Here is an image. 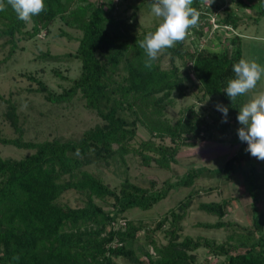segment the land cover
Returning <instances> with one entry per match:
<instances>
[{"label": "trees", "instance_id": "obj_1", "mask_svg": "<svg viewBox=\"0 0 264 264\" xmlns=\"http://www.w3.org/2000/svg\"><path fill=\"white\" fill-rule=\"evenodd\" d=\"M84 1L75 5L74 0H44L45 11L32 17V30L26 33L33 37L48 29L58 17L82 31L75 53L82 63L79 77L61 93L42 82L40 89L53 102L81 93L87 107L98 114L102 123L85 130L79 138L29 141L23 137L16 105L10 104L7 115L18 136L5 137L0 128V142L33 152L19 159L0 156V264H117L116 259L121 257L133 263L211 264L209 260L197 259L194 251L200 247H206L216 258L224 257L213 264H264V212L259 208L260 184L255 163L250 168L251 201L247 204L252 226L242 227L243 232L234 231L222 243L213 238L181 235V221L191 205L192 193L178 202L177 211L171 210L170 220L165 215L158 221V228L168 220L170 223L166 230L168 240L163 244L156 243L146 223L136 224L124 215L133 207H152L173 187L192 185L209 168L192 167L179 180L167 181L160 189L140 186L129 177L114 188L88 168L95 164L126 166L129 153L140 155L146 164L154 161L169 167L181 145L194 144L188 141L190 136L204 138L208 133L210 137L215 130L226 133L232 122L238 135L237 116L245 96L232 104L223 90L228 79L234 77L233 64L244 59L240 37H233L234 46L220 52L207 48L191 51L184 41L177 43L165 50L170 55L168 67L158 57L149 70L144 67L146 56L136 44L146 33L112 32L108 8ZM192 7L199 11L200 0H193ZM223 21L236 27L239 17L230 13ZM26 23L17 18L10 6L0 11V36L8 37L12 50ZM176 58L188 63L205 94L217 96L228 107L226 122H222L223 114L210 121L193 112L175 122L167 118L165 112L173 104V93L185 95L189 76L183 74ZM140 126L153 138L169 137L175 144L156 143L150 138L134 145ZM247 157H251L249 152ZM239 159L234 155L226 161L222 170L227 178ZM69 190L84 195L82 206L60 202ZM97 199H111L113 209H106ZM228 205V199L201 202L200 209L220 218L215 223L202 224L214 228L232 226L221 219ZM120 218L124 219L123 224L119 223ZM142 229L149 234L154 250L145 252L146 261L141 260L135 248Z\"/></svg>", "mask_w": 264, "mask_h": 264}, {"label": "rangeland", "instance_id": "obj_2", "mask_svg": "<svg viewBox=\"0 0 264 264\" xmlns=\"http://www.w3.org/2000/svg\"><path fill=\"white\" fill-rule=\"evenodd\" d=\"M96 4H104L108 8L112 21V32L118 30L129 34L131 32L149 33L155 31L159 18L151 12L153 0H87ZM85 3L84 0H74V4ZM199 25L188 30L185 46L191 51L210 49L216 52L232 48V38L239 36L243 57L248 61H255L264 66V0H200ZM233 13L239 17V23L235 27L232 23L223 21L228 14ZM32 20L26 23L24 32L17 35L16 47L12 50V44L8 37L0 36V128L3 136L14 138L18 136L12 126L7 112L11 103H14L19 116V124L23 129V137L29 141H42L54 138H79L82 133L102 123L98 114L87 107L86 101L78 93L72 98L53 102L46 98L42 91L41 82L56 93H61L69 88L75 78L81 73V60L75 56L82 37V31L68 25L58 17L48 29H43L37 35L31 37L28 33L32 30ZM161 58L164 67L169 66V53L162 52ZM188 60V56H186ZM186 76L187 89L184 96L173 93V104L166 109V116L175 122L180 116L189 112L199 118L212 120L221 116V112L215 107L218 97H211L204 93L199 80L191 69H188L184 59L176 58ZM191 64V63H189ZM260 91H264V77L258 82L252 92L245 95V102L254 97ZM210 97V99H208ZM153 138L149 131L140 126L137 136L133 140L138 145L143 140ZM156 143L173 145L169 137H154ZM188 141L191 144L181 145L176 160L169 167H162L152 161L149 164L143 162L138 154H127L126 166L95 164L89 166V170L100 176L111 187L118 188L120 183L129 177L131 181L140 186L151 189H160L166 186V182H176L190 168L207 167L200 176L196 177L190 186L173 187L168 195L160 199L148 209L139 207L130 208L125 212V217L136 224L144 222L147 229L151 230V236L156 243L167 242L166 230L169 228V220L172 218L171 210H178V202L189 194L191 205L186 209L181 221L182 236L189 235L194 238H213L222 243L228 240V235L234 231L243 232L242 227H251L252 220L247 213V204L251 197L248 193L250 183V168L255 163L256 176L260 184L259 208L264 212V161L255 157H247V144L242 142L233 124L226 133L215 130L209 137L205 133L204 138H193ZM32 149L20 148L12 144L0 142V156L7 158H22ZM237 155L239 160L230 178L226 177L223 167L228 158ZM221 169L222 171H213ZM84 195L69 190L65 192L60 202L72 207L82 206ZM229 200L228 211L221 218L231 222L232 226L205 227L202 223H215L220 218L209 214L199 208L201 202ZM97 201L106 209H113L112 200ZM170 213V214H169ZM167 215L169 220L157 227L158 221ZM122 218L119 223L123 224ZM118 223V224H119ZM147 232L144 229L138 233L135 242L137 254L141 260L146 261L145 252L153 250L149 243ZM201 262L209 260L211 264L223 260L224 257L212 256L206 247H200L194 251ZM117 264H146V262L133 263L125 258H117Z\"/></svg>", "mask_w": 264, "mask_h": 264}, {"label": "clouds", "instance_id": "obj_3", "mask_svg": "<svg viewBox=\"0 0 264 264\" xmlns=\"http://www.w3.org/2000/svg\"><path fill=\"white\" fill-rule=\"evenodd\" d=\"M192 4L193 0H153L151 12L159 18L158 26L142 40L136 41L146 56V69L150 70L154 61L166 49L183 42L189 29L198 27L200 12L192 7ZM8 6L23 22H29L33 16L45 11L44 0H0V11L6 10ZM232 72L234 77L228 79L223 91L234 104L238 97L256 89L258 82L264 77V66L255 61L240 59L233 64ZM215 107L223 114L222 122H226L228 107L221 103H217ZM237 120L240 124L238 137L242 142H246V151L252 157L264 161V91L243 103L239 108Z\"/></svg>", "mask_w": 264, "mask_h": 264}]
</instances>
